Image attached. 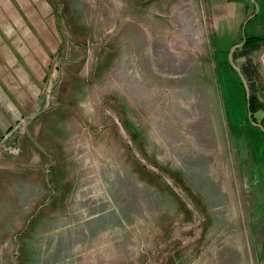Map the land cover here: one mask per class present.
<instances>
[{"label":"rangeland","instance_id":"rangeland-1","mask_svg":"<svg viewBox=\"0 0 264 264\" xmlns=\"http://www.w3.org/2000/svg\"><path fill=\"white\" fill-rule=\"evenodd\" d=\"M0 264H264V0H0Z\"/></svg>","mask_w":264,"mask_h":264},{"label":"bare ground","instance_id":"bare-ground-1","mask_svg":"<svg viewBox=\"0 0 264 264\" xmlns=\"http://www.w3.org/2000/svg\"><path fill=\"white\" fill-rule=\"evenodd\" d=\"M192 7H194V6H192ZM192 7H191V8H192ZM193 12H195V9H194ZM196 22H197V20H196ZM186 28H187V29H190V28H191V24H190L189 22H186ZM190 30H191V29H190ZM199 33H200V32L197 31V33L194 34V37H195V38H199ZM201 33H202V32H201ZM148 70H149V69H148ZM205 142H207V140H206ZM209 149H210V148H209ZM199 166H200V165H199Z\"/></svg>","mask_w":264,"mask_h":264},{"label":"trees","instance_id":"trees-1","mask_svg":"<svg viewBox=\"0 0 264 264\" xmlns=\"http://www.w3.org/2000/svg\"><path fill=\"white\" fill-rule=\"evenodd\" d=\"M257 43V42H256ZM250 98V97H249ZM258 108H260V106L258 105Z\"/></svg>","mask_w":264,"mask_h":264}]
</instances>
